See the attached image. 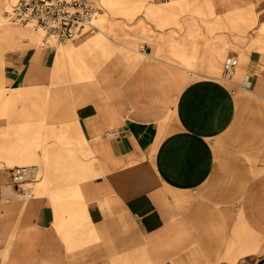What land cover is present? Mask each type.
I'll use <instances>...</instances> for the list:
<instances>
[{
	"label": "crops",
	"instance_id": "crops-1",
	"mask_svg": "<svg viewBox=\"0 0 264 264\" xmlns=\"http://www.w3.org/2000/svg\"><path fill=\"white\" fill-rule=\"evenodd\" d=\"M95 1L67 43L0 24V264H254L264 0Z\"/></svg>",
	"mask_w": 264,
	"mask_h": 264
},
{
	"label": "built area",
	"instance_id": "built-area-1",
	"mask_svg": "<svg viewBox=\"0 0 264 264\" xmlns=\"http://www.w3.org/2000/svg\"><path fill=\"white\" fill-rule=\"evenodd\" d=\"M103 12L95 0H8L4 18L44 35V39H54L67 43L85 33L99 31L96 19ZM236 59L229 55L224 61L225 76L233 75ZM122 129H114L108 135L122 133ZM40 177V169L36 164H23L11 169V178L5 187L13 189L18 197L28 198L33 194V181ZM241 263L249 260L243 258ZM218 264H232L220 261ZM254 264H264V256L255 260Z\"/></svg>",
	"mask_w": 264,
	"mask_h": 264
},
{
	"label": "rangeland",
	"instance_id": "rangeland-1",
	"mask_svg": "<svg viewBox=\"0 0 264 264\" xmlns=\"http://www.w3.org/2000/svg\"><path fill=\"white\" fill-rule=\"evenodd\" d=\"M1 8H0V23L1 22H5V23H8V22H10V21H8V20H5V18H4V16H3V6H4V4H5V0H2L1 1ZM10 23H14V24H18V23H15V22H10ZM19 26L21 25V24H18ZM23 26V25H22ZM22 26H20V27H22ZM28 28V27H27ZM29 29H31V28H29ZM33 30V29H32ZM55 44H58V43H60V42H54ZM40 174H43V171L42 170H40ZM40 180H42V179H38V180H36V181H33V183L31 184V185H33V187H34V190L36 189V185H37V182L38 181H40Z\"/></svg>",
	"mask_w": 264,
	"mask_h": 264
},
{
	"label": "bare ground",
	"instance_id": "bare-ground-1",
	"mask_svg": "<svg viewBox=\"0 0 264 264\" xmlns=\"http://www.w3.org/2000/svg\"><path fill=\"white\" fill-rule=\"evenodd\" d=\"M5 20H6V19H5ZM1 23H3V22H1ZM1 23H0V24H1Z\"/></svg>",
	"mask_w": 264,
	"mask_h": 264
}]
</instances>
